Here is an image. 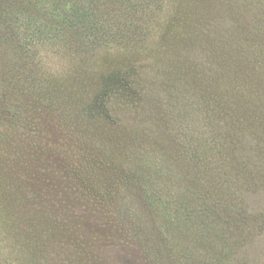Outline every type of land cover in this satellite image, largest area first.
Wrapping results in <instances>:
<instances>
[{
    "label": "trees",
    "instance_id": "1",
    "mask_svg": "<svg viewBox=\"0 0 264 264\" xmlns=\"http://www.w3.org/2000/svg\"><path fill=\"white\" fill-rule=\"evenodd\" d=\"M187 24L207 44L215 39V46H224L217 39L229 36L248 40L236 48L227 44L215 60L228 73L230 92L243 96L240 110L220 102L232 94L217 84L214 103L201 98L202 136L192 153L180 151L159 123L149 126V146L173 143L179 151H85L78 167L54 157L67 170L64 184L69 178L74 189L69 199L86 205L89 215L75 221L82 232L71 226L70 234L59 236L39 215L13 218L30 227L22 238L29 264H98V249L108 238L120 241L121 255L122 247L130 248L152 264H213L212 254L233 262L251 229L264 234V111L240 86L244 79L264 81V0H0V103L7 109L0 113L7 111L12 125L22 122L32 103L49 111L60 104L63 114L68 86L100 85L105 72L142 64L156 54L146 40L174 45ZM240 60L248 76H242ZM217 120L221 139L210 132ZM247 135L262 147L239 157L236 139ZM70 200L66 204H74ZM56 239L64 249L50 246Z\"/></svg>",
    "mask_w": 264,
    "mask_h": 264
},
{
    "label": "rangeland",
    "instance_id": "2",
    "mask_svg": "<svg viewBox=\"0 0 264 264\" xmlns=\"http://www.w3.org/2000/svg\"><path fill=\"white\" fill-rule=\"evenodd\" d=\"M198 35L197 29L187 24L174 45L161 43L159 46L158 39H148L146 43L155 45L156 54L146 57L142 64L126 65L125 69L105 72L101 75L100 85L89 82L81 90L75 84L71 88L65 87L64 100L67 106L63 114L57 111L60 110V104L54 105L49 111L42 107V103H32L33 106L29 105L30 109L25 113V118L20 119L22 122L12 125L7 111H1L0 257L3 260L0 264H29L30 261L26 258L27 244L23 243L22 239L30 236V227L24 223L20 227L13 218L17 219L25 214L39 215L37 217L44 218L52 225L50 232L58 236L61 233L70 234L71 226L79 232L83 231L79 227L77 229L75 221L89 213L86 205L69 199L74 189L69 178L64 184L62 174L67 170L61 163L65 159L78 167L87 155L85 151H179L173 143L149 146L148 140L145 139L151 131L149 126H157L159 123H163L171 139L180 143V151L192 153L195 150V138L202 136L199 120L204 102L202 103L201 98L207 95V103H214L217 84L223 86L220 88L222 92L227 95L231 93L230 87L226 86L229 85L227 72L215 60L222 56L227 44L236 48L234 44L239 40L248 42L247 39L229 36L226 39H217L224 45L219 47L214 45L215 39H207L212 46L203 42L205 39L200 35L199 38ZM240 51L238 53H241ZM244 51L246 54L250 53L247 47ZM237 65L243 77L249 75V68L244 60L237 62ZM244 82L246 85L240 86L248 89L241 90H251V93H254V106L264 111V81L244 79ZM82 95L83 101L79 98ZM242 97L232 94V99L220 102L224 105L233 102L240 110L239 100ZM0 109H6V105L0 103ZM218 122L217 120L216 127L213 126L210 132L221 139ZM139 126L142 128L137 129ZM204 132L207 135L209 129ZM244 138L236 139V143L242 146L237 150L239 157L248 154V149L257 143H262L255 136L247 135ZM54 157L61 163L56 164ZM187 159L186 156L182 161L183 168ZM13 186H17L18 190ZM4 188L10 190L9 194ZM174 189L177 191L178 187ZM16 191L19 194L11 199L10 194H16ZM67 199L74 204H66ZM14 200L17 203H13ZM184 200L189 202L187 198ZM84 201L83 199V203ZM116 242L120 241L108 238L98 249V264H152L147 255L130 248L122 247L121 255L120 243ZM50 246L57 250L64 249V245L57 239L54 245L52 243ZM241 254H235L233 262L225 258L220 262L216 254H212V263L264 264V234H256L251 229L247 247L241 248Z\"/></svg>",
    "mask_w": 264,
    "mask_h": 264
}]
</instances>
